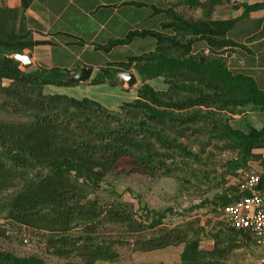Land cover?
Listing matches in <instances>:
<instances>
[{
  "label": "trees",
  "instance_id": "1",
  "mask_svg": "<svg viewBox=\"0 0 264 264\" xmlns=\"http://www.w3.org/2000/svg\"><path fill=\"white\" fill-rule=\"evenodd\" d=\"M31 2L32 0H19L16 8L0 7V39L8 36L7 42L0 45V94L4 99L0 109L9 108V114L25 118L0 123V194L14 181H20L19 188L9 195L5 206L10 219L20 223H27V219L44 218L46 223H51L54 231L62 235L70 230L72 224L76 226L80 221L84 225L85 234L79 239L84 240L82 244L86 247L83 248L82 256L91 264L90 260H106L113 254L108 245L92 243L93 238L87 234L93 228L90 225L96 220V213L83 210V204L78 202L83 199L82 195L76 193L79 190L78 179L88 180L95 185L100 177L96 169L112 166L122 159H131L137 167L147 168L149 166L147 162L144 164L145 161L157 154L150 150L152 142L145 135L153 134L147 127L137 130L119 123L118 120H115L114 126H110V122L95 125L86 121L88 125L84 127L79 121L74 123V120H78L77 115L89 117L96 113V117L107 118L110 114H119L126 108L142 109L148 113V121L167 125L175 131L179 127H185L184 131L188 129L184 125L213 115L210 113L200 116L201 110L225 112L224 106L230 104L264 111V95L256 90L249 78L230 75L221 58L201 52L194 55L189 53L190 45L195 41H203L212 50L228 46L230 42L224 39V33L233 20L210 22L209 26L204 23L192 25L181 21L170 8L166 10L168 21L164 28L171 34L151 33L155 39L152 52L117 64L118 69L102 70L92 80L93 83L112 80L115 72H125L133 63V70L142 82L160 77L166 85L165 91H154L142 83L138 87L136 99L122 104L115 112H109L91 100L47 95L42 91L44 86H67L64 83L66 73L54 69L23 72L9 58L11 54H21L23 48L29 46L14 45L10 39L13 35L16 36L12 28L15 17L18 16L20 22L23 21L24 10ZM260 7L261 4L242 6L239 18L246 17L248 12ZM8 19H11V26L5 23ZM135 35L128 34L124 40L111 42L109 46L127 42ZM70 108L74 111L69 112ZM183 112L187 114L181 115ZM241 112L243 111L238 110L234 114ZM219 121L211 122V129H217L215 137L231 138L237 141L235 148H240L235 160L229 162L230 170H246L249 157L260 158L257 155L251 157V151L264 148V128L249 129L246 133H241L229 127L227 121ZM73 137H79V140ZM156 139L159 141V138ZM170 144L175 147L174 141ZM260 179L264 183V174L260 175ZM227 196L223 193L218 197L220 206L234 202L241 194L235 186ZM109 216L112 221L121 224L130 221L128 215L124 216L117 211L110 212ZM178 233L180 237H184ZM63 235L50 242H58L62 246L70 245L67 237ZM222 235L230 242H251L247 233L242 231L226 228ZM193 237L183 238L181 264H199L202 253L197 250V240ZM168 239L167 234L144 240L139 245L142 251L159 249L169 244ZM60 250L61 248H57L54 254L61 255ZM0 264L44 263L35 256L18 258L0 251Z\"/></svg>",
  "mask_w": 264,
  "mask_h": 264
},
{
  "label": "rangeland",
  "instance_id": "2",
  "mask_svg": "<svg viewBox=\"0 0 264 264\" xmlns=\"http://www.w3.org/2000/svg\"><path fill=\"white\" fill-rule=\"evenodd\" d=\"M222 3L227 4V1L167 0L166 4L181 21L192 25L204 23L209 26L210 22H219L217 19L222 18L221 9H226ZM230 8L232 5L228 7ZM5 23L11 26V19ZM12 28L16 36L13 35L10 42L14 45L28 44L21 53L32 55L33 49L38 47L42 40H33L24 20L20 22L18 16L15 17ZM7 40L8 36L0 39V45L5 44ZM41 69L34 65L27 71ZM149 85L156 87L157 82L151 81ZM109 90L110 87L74 85L42 88L43 93L47 95L92 100L108 111H116L118 102H129L130 96L136 93L131 91L110 95ZM1 96L0 94V106L4 102ZM8 109H0V123L25 119L14 117L8 113ZM223 109L225 112L201 110L200 116L210 113L213 115L184 125L188 126L184 131L185 127H179L175 131L167 125L148 121V113L142 109L126 108L119 114H110L107 118L96 117V113L89 117L77 115L78 120H74V123L79 121L84 127L88 125L86 121L95 125L110 122L109 125L114 126L115 120L137 130L147 127L153 134L145 135L152 142L150 150L157 154L156 157L145 161L144 164L148 163L149 166L147 168L137 167L131 159L117 160L112 166L98 168L96 172L100 177L95 185L90 184L88 180L78 179L79 190H76V193L83 196L78 202L83 204V210L96 213V220L90 225L93 228L87 234L93 238L92 243L108 245L113 254L106 260L89 259L91 264H181L183 241L192 236L197 240V250L202 253L199 264H264V249L255 247L252 242H230L222 235L227 226L221 216L218 197L223 193L229 196L236 186L235 176L241 169L231 171L228 165L230 161L235 160L240 148H235L237 141L231 138L215 137L217 129L211 127L212 123L227 121L230 114L238 110L245 111L250 109V106L226 104ZM72 111L74 110L70 108L69 112ZM185 114L187 113H181ZM77 138L79 140V137L75 139ZM171 141H174L175 147H171ZM253 155L259 156L255 149L251 151V157ZM245 168L254 172L263 170L264 160L249 157ZM27 176L31 177V174ZM19 185L20 181L16 180L0 194V251L18 258L35 256L44 264H88L82 256L85 246L82 244L84 240L79 237H83L85 232L80 221L76 226L72 224L69 231L62 233L71 243L62 246L58 242H50L56 241L62 235L54 231L51 223H46L44 218L27 219V223L10 219L5 206L9 195L13 194ZM114 211L128 215L129 223L112 221L109 215ZM152 223H155V226H152ZM178 232L184 237H180ZM167 234L168 245L142 251L139 243ZM57 248H61V255L54 254ZM212 250L214 252H211Z\"/></svg>",
  "mask_w": 264,
  "mask_h": 264
},
{
  "label": "crops",
  "instance_id": "3",
  "mask_svg": "<svg viewBox=\"0 0 264 264\" xmlns=\"http://www.w3.org/2000/svg\"><path fill=\"white\" fill-rule=\"evenodd\" d=\"M226 1L227 4L222 3L226 6V9H221L222 18L217 20H233L224 33V39L230 44L212 50L203 41H195L190 45L189 53L194 55L201 52L221 58L230 75L249 78L256 90L264 95V0ZM166 3L167 0H32L24 10V23L33 40H42L33 49L32 55L29 54L32 66L58 70L67 76L79 68H91L87 81L63 87H110V95L136 92L130 96L129 102H118L116 111L122 104L136 99L138 87L142 83L152 88L149 83L156 81L157 86L152 89L165 91L166 85L160 77L142 82L133 70V63L125 71L131 72L136 79L130 88L125 84L112 83L111 80L100 83H93L92 80L102 70L118 69L117 64L152 52L155 39L151 33L171 34L164 28L168 21ZM254 4H261V7L239 18L242 6ZM18 5L19 0H0V7L16 8ZM231 5L232 8L228 9ZM132 33L136 35L127 42L109 46L111 42L124 40ZM227 125L241 133L249 129H263L264 111L250 108L239 114H231ZM255 151L264 160V148ZM256 172L264 173V168Z\"/></svg>",
  "mask_w": 264,
  "mask_h": 264
},
{
  "label": "built area",
  "instance_id": "4",
  "mask_svg": "<svg viewBox=\"0 0 264 264\" xmlns=\"http://www.w3.org/2000/svg\"><path fill=\"white\" fill-rule=\"evenodd\" d=\"M264 173L241 170L235 178L241 196L232 203L221 206L220 212L227 228L247 233L253 245L264 249Z\"/></svg>",
  "mask_w": 264,
  "mask_h": 264
},
{
  "label": "water",
  "instance_id": "5",
  "mask_svg": "<svg viewBox=\"0 0 264 264\" xmlns=\"http://www.w3.org/2000/svg\"><path fill=\"white\" fill-rule=\"evenodd\" d=\"M15 63L18 64V67L21 71L25 72L32 67V62L30 56L27 53L21 54H11L9 56ZM91 68L82 67L79 68L76 72L69 74L65 79V84H78L87 81L90 77ZM112 83L125 84L128 88L135 84L136 79L131 72H117L113 79Z\"/></svg>",
  "mask_w": 264,
  "mask_h": 264
}]
</instances>
